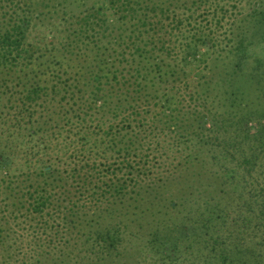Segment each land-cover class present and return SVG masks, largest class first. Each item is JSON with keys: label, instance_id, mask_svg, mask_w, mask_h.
<instances>
[{"label": "trees", "instance_id": "obj_1", "mask_svg": "<svg viewBox=\"0 0 264 264\" xmlns=\"http://www.w3.org/2000/svg\"><path fill=\"white\" fill-rule=\"evenodd\" d=\"M141 231L264 264V0H0V264L20 232L19 264H101Z\"/></svg>", "mask_w": 264, "mask_h": 264}, {"label": "rangeland", "instance_id": "obj_2", "mask_svg": "<svg viewBox=\"0 0 264 264\" xmlns=\"http://www.w3.org/2000/svg\"><path fill=\"white\" fill-rule=\"evenodd\" d=\"M244 5V4H243ZM222 84H219V86H221ZM220 89V88H219ZM224 90H220L221 93H223ZM189 101L184 102V107L188 106ZM169 136V135H168ZM162 141V145L169 150H166L165 152L167 153L168 157H164V160H167L168 158H171V160H175L181 153L180 151L184 152V148L180 149V151H177L178 149L175 148L174 146H172V140L169 137H163L161 139ZM1 146L3 145V141H1ZM192 147V146H191ZM153 148H155V145L153 146ZM193 148V147H192ZM208 147L202 148L203 154H202V159L205 158V152H207ZM177 151V152H176ZM221 149H216V153H220ZM207 155V154H206ZM206 161L208 160V157H206ZM209 165V164H208ZM211 165V164H210ZM236 162L233 164V167H235ZM213 171H215L214 173H216L217 175H219L218 173V168L217 167H212ZM237 173L239 174L238 177H241L243 174H245L244 172H242V170H238ZM237 182H239L240 180H236ZM250 181V180H249ZM140 234V238H135L133 236V233H127L123 236V241L120 245V247L118 248V251L114 254V256H112L111 258L106 257L105 260L103 259V263L101 264H120V260L121 259H125V261H127V263L129 264H163L160 260H158L155 257V254H153L151 252L152 248L150 246V244H148L149 239H148V235L146 232L141 231ZM20 240L22 241L21 244L18 246L19 248L15 253L16 258L13 260V262L11 263H16L19 264V262L23 261L25 262L26 260L29 259L30 255V251H33L34 247H36L37 241H33L32 240V235L31 234H27L24 232H20L19 234ZM72 237H74L72 235ZM87 249V255H85V259H90L93 256L89 255L88 250L90 249V246L86 248ZM116 254H120L119 258ZM207 254V252H204L202 250H200V248H196L195 250H193V257L195 256V260L192 261L193 264H202L203 259L205 258V255ZM192 257V259H193ZM190 261V258H189ZM165 264H169V263H165ZM180 264H190L185 263V262H181Z\"/></svg>", "mask_w": 264, "mask_h": 264}]
</instances>
